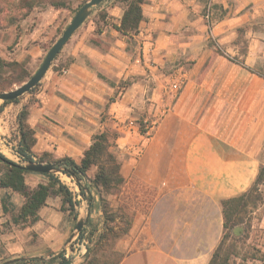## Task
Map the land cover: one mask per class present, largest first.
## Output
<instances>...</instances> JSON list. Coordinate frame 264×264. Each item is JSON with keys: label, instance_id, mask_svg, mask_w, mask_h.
Segmentation results:
<instances>
[{"label": "crops", "instance_id": "1", "mask_svg": "<svg viewBox=\"0 0 264 264\" xmlns=\"http://www.w3.org/2000/svg\"><path fill=\"white\" fill-rule=\"evenodd\" d=\"M206 6L214 23L204 34ZM98 7L110 23L99 35L77 36L64 73L46 72L29 94L34 98L27 117L35 137L32 152L48 154L52 161H78L94 134L115 131L112 151L124 183L108 199L110 207L134 192L151 200L145 213L131 211L129 242L118 264H208L223 236L221 202L247 192L264 165V77L246 69L256 63L264 41L249 29L245 68L221 59L206 43L214 37L231 51L235 29L264 17V0H144L143 20L131 37L112 28L119 24L123 5L105 0ZM90 37H97L101 47ZM172 66L184 80L170 100L157 95L155 87L160 86L156 71L164 77ZM125 81L128 87L115 91ZM145 88H151L152 101L168 108L141 133L130 111L145 97ZM115 92V100L108 101ZM22 106L3 107L0 141L8 130L6 113L13 107L16 128ZM2 145L0 153L20 163L13 149ZM5 172L0 161V178ZM63 178L74 186L68 188L79 205L63 211L61 198L51 195L38 210L39 219L27 225L12 221L24 198L0 186V263L58 255L80 217L83 227L88 221L102 225L97 193H90L89 209L75 192V182ZM25 183L33 189L46 179L29 172Z\"/></svg>", "mask_w": 264, "mask_h": 264}, {"label": "trees", "instance_id": "2", "mask_svg": "<svg viewBox=\"0 0 264 264\" xmlns=\"http://www.w3.org/2000/svg\"><path fill=\"white\" fill-rule=\"evenodd\" d=\"M114 2L123 5L124 8L119 24H113L112 28L125 37L135 35L143 20L141 7L144 0H114ZM68 4V0H0V16H4L9 23H13L23 20L36 8L65 9ZM102 19H104V14ZM101 32L102 27H96L92 36L99 35ZM89 39L93 44L101 47V41L97 37H90ZM239 65L244 67L243 63H239ZM246 69L256 73L251 69ZM257 75L262 76L260 73ZM28 77L29 73L22 63L0 58V92L7 91L15 84L21 85ZM123 83L124 87L121 91L128 87L129 82ZM123 83H119V85ZM34 88L28 93H31ZM19 100L20 97L2 102L0 110L5 105L18 104ZM28 109V104L23 105L16 116V147L13 148L15 155L20 163L32 161L45 164L53 163L55 168L61 171L62 176L69 178L71 182H75L78 194L87 201L89 209L90 193H97L102 212V229L98 235H96L97 229L95 227H90L87 233L83 227L79 232V237H83L86 233L88 242L82 264H107L106 251H110L108 258L113 256L115 252L112 248L115 243L129 233L132 219L131 211L136 209L140 213H145L151 201L148 195L144 197L134 192L131 195L120 196V202L115 209L110 207L107 196L116 195L124 183L120 173L121 164L112 151L114 141L118 137L117 133L111 134L108 131H103L94 134L91 138V144L78 161H74L70 157L52 161L48 154L35 156L32 152L35 137L33 130L27 124ZM0 161L6 166L5 175L0 178V186L16 192L24 198V203L18 212L12 216L14 224L35 223L39 219L38 210L45 205L47 198L51 195L61 198V210L63 211L73 212L74 207L79 205V201L74 199L75 196L68 186L61 182L55 174H41L45 177L46 183H39L31 189L25 183V175L29 172L18 168L16 163L1 153ZM262 185H264V166H260L258 175L247 192L221 202L223 236L208 264H229L233 255V248L229 246V248L223 249L229 237L227 231L243 223L242 215L246 213L250 204L252 207H256L257 203H260V186ZM3 210L4 212L7 210L4 205ZM63 255L64 253L61 252L48 260L42 257L17 258L12 260L10 264H54L57 259H61L58 264H63L66 261ZM121 257L112 264H118Z\"/></svg>", "mask_w": 264, "mask_h": 264}, {"label": "rangeland", "instance_id": "3", "mask_svg": "<svg viewBox=\"0 0 264 264\" xmlns=\"http://www.w3.org/2000/svg\"><path fill=\"white\" fill-rule=\"evenodd\" d=\"M85 1L87 0H68L69 4L65 9H53L51 7L36 8L23 20L13 23H9L4 16H0V58L6 61H16L22 63L25 69L28 71L29 77L32 76L39 68L47 51L61 36L63 30L67 27L75 13L78 11L79 7ZM98 6L92 8L93 14H90L89 19H86L87 22L85 20V22L81 25V28L73 34V37H71L72 41H68L67 44L63 46L55 60L51 63V66L47 71L48 74H51V72H54L58 75L64 73V70L67 69V66L70 64L73 58L71 51L74 45H72V43L77 36L83 34L84 32L93 33L96 27H102V29H104L105 23H110L104 9H99ZM207 8L208 6H206L203 15L206 14ZM103 14L104 19H102ZM102 20L104 21V24ZM203 20L206 27L204 28V34H206V31L209 32V29L214 22L211 17L209 18V21H207L205 18ZM250 28L255 30L256 33H260L264 41L263 17L259 21H256V23L252 26L243 25L235 29V35L229 42L231 45L230 47H232L231 49L235 52L219 45L217 39L214 37L208 38L206 45L208 48H211L216 54H218L221 59H224L231 65L234 64L235 66H240L239 63H243L244 55L247 53L248 39L246 36L247 33H249ZM135 45L136 44H134V46ZM176 66H179V64ZM215 66H221V64L217 62L215 63ZM170 68L172 69H165L164 77L160 76L158 71H156V77L160 78V86H156L155 89L157 95H166L170 97V100H173L174 94L170 93L169 86L173 80L180 79L182 75L181 72L177 71L178 67L172 66ZM251 68V70L254 72H258L264 76V49L259 55L258 59H256V63H254ZM183 80L184 79L182 78V84ZM157 82H159L158 79ZM19 85L20 84H15L7 91L12 90ZM36 87L32 90V94L37 89ZM117 87L118 88H116L115 91H121V89L124 87V83ZM145 91V97L143 99L140 98L136 103H133V105H131L130 111V113L135 118L134 123L137 125L141 133L146 132L150 127L153 126L155 122H159V119H161L164 115V109L168 108L167 106L163 105V103H156L151 100V88L149 91L147 88H145ZM29 94L30 93H25L22 95L20 97L19 103L22 102L23 105H25L26 102L28 105L32 103L34 98L32 95L29 96ZM116 96L117 93L115 92L113 96L109 97L108 101H114ZM1 104L2 101H0V105ZM2 109L0 110V113ZM14 114L15 110L13 107L6 113V116L9 119L7 122L8 130L4 135H1V139L8 147L9 151L10 148L13 149L16 147L15 124L13 121ZM108 132L111 134L116 133L113 130ZM2 141H0V146H3ZM3 149L5 150L4 147ZM55 175L60 179L61 182L66 184V186L74 190V186H71L63 178L62 174L56 173ZM75 192H78V190H75ZM260 197V203H257L256 207H252L250 204L246 210V213L242 215L243 223L227 231L229 237L224 244L223 249H227L229 246H232L233 248V255L230 258L229 264H264V185L260 186ZM111 198L112 195L107 196V199L111 200ZM81 210L83 212V209ZM100 222L101 221H98L97 223H90L88 221L85 225V232L87 233L90 227H95L97 229L96 235H98L102 229ZM86 233L83 235V237H79L77 234L74 239L75 241L72 242L69 246V249L65 251L66 255L70 254L69 250L73 251L70 257H65L63 255L65 260H67V258L71 259L70 264H82L86 250L81 255L78 253L79 247H73V244L79 243L80 245L81 242H84L86 247L88 245ZM128 242V236L118 240L112 248V250H114L113 252L115 253L109 258L108 255L110 251H106L107 264L114 263L125 253ZM60 261L61 259L57 261V264Z\"/></svg>", "mask_w": 264, "mask_h": 264}, {"label": "water", "instance_id": "4", "mask_svg": "<svg viewBox=\"0 0 264 264\" xmlns=\"http://www.w3.org/2000/svg\"><path fill=\"white\" fill-rule=\"evenodd\" d=\"M103 1L105 0L86 1L75 13L70 23L63 30L61 36L53 43V45L47 51L42 63L40 64L36 72L32 76H30L25 82H23L21 85L17 86L16 88L9 90V91H5V92H0V101L5 102V101H11V100L17 99L21 97L22 95H24L25 93H28L32 88L36 87L40 83V81L42 80V78L44 77L48 69L50 68L51 63L55 60L56 56L59 54L63 46L67 44V42L70 40L72 35L78 30V28L90 16L92 12V8L100 5ZM16 165L18 168L25 170L27 172H30V173H37V174L60 173L62 174L60 170L55 168L53 163L45 164V163L32 161L28 163H16ZM84 222L85 220L83 217H80L77 219L74 230L69 236L67 244L61 251L62 253H65V251L69 249V246L72 243V241L75 239V236L79 234V232L83 228ZM70 262H71V259L67 258V260L63 264H70ZM10 263L11 261L7 260L3 262L2 264H10Z\"/></svg>", "mask_w": 264, "mask_h": 264}, {"label": "built area", "instance_id": "5", "mask_svg": "<svg viewBox=\"0 0 264 264\" xmlns=\"http://www.w3.org/2000/svg\"><path fill=\"white\" fill-rule=\"evenodd\" d=\"M204 18L207 20V21H209V18H210V10H209V8H207V11H206V14L204 15ZM181 79H182V77L180 78V79H175V80H173L172 81V83L170 84V86H169V91H170V93H173V94H176L179 90H180V87H181V85H182V81H181ZM75 240H73L72 242H74ZM75 246H78L79 247V254L81 253V255L85 252V245H84V242H81L80 243V245H79V243H75V244H73V247H75ZM70 252V254H68V255H66L65 253H64V256L65 257H67V256H69L70 257V255H72V253H73V251L72 250H69Z\"/></svg>", "mask_w": 264, "mask_h": 264}, {"label": "bare ground", "instance_id": "6", "mask_svg": "<svg viewBox=\"0 0 264 264\" xmlns=\"http://www.w3.org/2000/svg\"><path fill=\"white\" fill-rule=\"evenodd\" d=\"M81 254V253H80Z\"/></svg>", "mask_w": 264, "mask_h": 264}]
</instances>
